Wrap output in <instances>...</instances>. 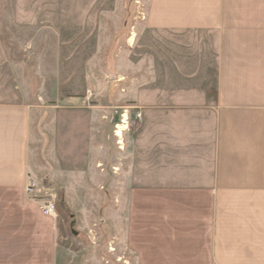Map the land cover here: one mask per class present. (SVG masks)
Listing matches in <instances>:
<instances>
[{
    "label": "crops",
    "instance_id": "crops-1",
    "mask_svg": "<svg viewBox=\"0 0 264 264\" xmlns=\"http://www.w3.org/2000/svg\"><path fill=\"white\" fill-rule=\"evenodd\" d=\"M129 53L113 155L111 107L0 87V264H75L31 180L87 227L114 191L104 221L135 264H264V0H147Z\"/></svg>",
    "mask_w": 264,
    "mask_h": 264
},
{
    "label": "rangeland",
    "instance_id": "rangeland-1",
    "mask_svg": "<svg viewBox=\"0 0 264 264\" xmlns=\"http://www.w3.org/2000/svg\"><path fill=\"white\" fill-rule=\"evenodd\" d=\"M146 7L147 0H0V87L42 91L47 104L53 99L61 103L59 98L67 95L73 97V105L81 106L86 93L89 104L111 107L109 121L114 123L109 125V149L113 155L115 124L121 123L124 113L131 117L115 107L116 62L130 54L145 22ZM106 170L112 171L111 164ZM45 184L42 193L56 197L54 218L67 259L75 264L136 263L116 239L113 223L104 221L105 210H111L115 200L114 191L107 187L98 193L97 199L104 198L106 205L93 218L97 222L87 227L66 204L65 193Z\"/></svg>",
    "mask_w": 264,
    "mask_h": 264
},
{
    "label": "built area",
    "instance_id": "built-area-1",
    "mask_svg": "<svg viewBox=\"0 0 264 264\" xmlns=\"http://www.w3.org/2000/svg\"><path fill=\"white\" fill-rule=\"evenodd\" d=\"M125 113L121 119V123L116 124L122 125L125 128L128 126V117L125 119ZM136 118L141 119V113H136ZM118 128H116L117 133ZM120 137V136H119ZM26 194L29 198L33 199L40 211L47 216L56 217L57 215V201L56 197L53 194H44L42 193V186H39L35 181L31 180L26 187Z\"/></svg>",
    "mask_w": 264,
    "mask_h": 264
},
{
    "label": "bare ground",
    "instance_id": "bare-ground-1",
    "mask_svg": "<svg viewBox=\"0 0 264 264\" xmlns=\"http://www.w3.org/2000/svg\"><path fill=\"white\" fill-rule=\"evenodd\" d=\"M125 116V119H127V114H125L124 115ZM118 131H117V134L119 135V136H122L123 135V132H124V129H125V127L124 126H122V125H118Z\"/></svg>",
    "mask_w": 264,
    "mask_h": 264
}]
</instances>
